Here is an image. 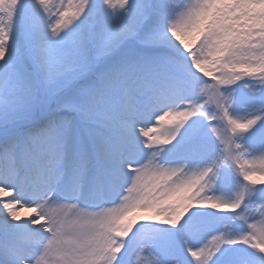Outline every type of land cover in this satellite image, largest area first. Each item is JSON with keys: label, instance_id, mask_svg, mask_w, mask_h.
Masks as SVG:
<instances>
[{"label": "snow or ice", "instance_id": "snow-or-ice-1", "mask_svg": "<svg viewBox=\"0 0 264 264\" xmlns=\"http://www.w3.org/2000/svg\"><path fill=\"white\" fill-rule=\"evenodd\" d=\"M0 264H264V0H0Z\"/></svg>", "mask_w": 264, "mask_h": 264}, {"label": "rangeland", "instance_id": "rangeland-1", "mask_svg": "<svg viewBox=\"0 0 264 264\" xmlns=\"http://www.w3.org/2000/svg\"><path fill=\"white\" fill-rule=\"evenodd\" d=\"M27 214H28V213H26V212H25V213H22V215H27Z\"/></svg>", "mask_w": 264, "mask_h": 264}]
</instances>
